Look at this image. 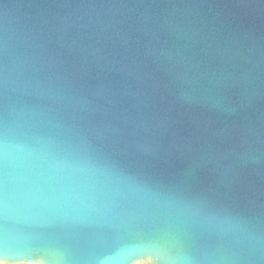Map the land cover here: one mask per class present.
I'll return each instance as SVG.
<instances>
[{
	"label": "water",
	"instance_id": "95a60500",
	"mask_svg": "<svg viewBox=\"0 0 264 264\" xmlns=\"http://www.w3.org/2000/svg\"><path fill=\"white\" fill-rule=\"evenodd\" d=\"M81 152L160 210L226 221L200 264H264V0H0V134ZM164 264L176 249L112 214L0 220L28 264Z\"/></svg>",
	"mask_w": 264,
	"mask_h": 264
},
{
	"label": "clouds",
	"instance_id": "9594fccd",
	"mask_svg": "<svg viewBox=\"0 0 264 264\" xmlns=\"http://www.w3.org/2000/svg\"><path fill=\"white\" fill-rule=\"evenodd\" d=\"M102 172L86 153L58 152L42 139L20 140L4 132L0 134V220L24 225L53 215L112 214L146 234L166 235L176 254L164 264H200L186 247L187 239L226 221L191 205L165 211L134 203L101 180ZM0 264H13V258L0 251ZM15 264L28 260L17 258ZM64 264L71 260L65 257Z\"/></svg>",
	"mask_w": 264,
	"mask_h": 264
},
{
	"label": "snow or ice",
	"instance_id": "6c2138e0",
	"mask_svg": "<svg viewBox=\"0 0 264 264\" xmlns=\"http://www.w3.org/2000/svg\"><path fill=\"white\" fill-rule=\"evenodd\" d=\"M129 258H137L138 264H146V261L141 260L142 257H150L156 255L155 250H148V249H137L133 250L129 254Z\"/></svg>",
	"mask_w": 264,
	"mask_h": 264
}]
</instances>
